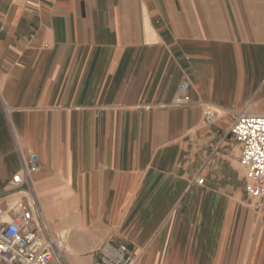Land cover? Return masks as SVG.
<instances>
[{"label": "crops", "instance_id": "1", "mask_svg": "<svg viewBox=\"0 0 264 264\" xmlns=\"http://www.w3.org/2000/svg\"><path fill=\"white\" fill-rule=\"evenodd\" d=\"M241 110L264 114V0H0V214L32 193L68 264L104 242L136 264H264Z\"/></svg>", "mask_w": 264, "mask_h": 264}, {"label": "built area", "instance_id": "2", "mask_svg": "<svg viewBox=\"0 0 264 264\" xmlns=\"http://www.w3.org/2000/svg\"><path fill=\"white\" fill-rule=\"evenodd\" d=\"M188 89V81L181 80L171 104H184ZM203 120H212L208 108ZM230 132L239 145L238 160L245 174L244 190L250 203L258 208L264 199V114L237 112ZM35 164L32 155L30 168ZM22 181L23 173H16L7 181V186L15 188ZM18 194L10 208L11 214H0V264H68L62 239L52 235L38 211L23 200L24 195L32 193ZM91 264H136V258L126 244L104 242L93 251Z\"/></svg>", "mask_w": 264, "mask_h": 264}]
</instances>
